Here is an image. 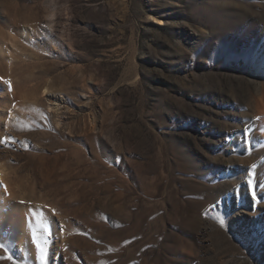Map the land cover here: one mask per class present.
<instances>
[{"label": "rangeland", "instance_id": "rangeland-1", "mask_svg": "<svg viewBox=\"0 0 264 264\" xmlns=\"http://www.w3.org/2000/svg\"><path fill=\"white\" fill-rule=\"evenodd\" d=\"M0 244L264 264V0H0Z\"/></svg>", "mask_w": 264, "mask_h": 264}, {"label": "snow or ice", "instance_id": "snow-or-ice-1", "mask_svg": "<svg viewBox=\"0 0 264 264\" xmlns=\"http://www.w3.org/2000/svg\"><path fill=\"white\" fill-rule=\"evenodd\" d=\"M4 247V245L3 244H0V248H3ZM41 252H43V249H41ZM8 259H11V257H7ZM44 257H43V255H42V257H41V259H43Z\"/></svg>", "mask_w": 264, "mask_h": 264}]
</instances>
